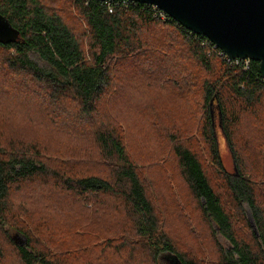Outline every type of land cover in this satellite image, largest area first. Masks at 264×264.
Here are the masks:
<instances>
[{
	"label": "trees",
	"instance_id": "obj_1",
	"mask_svg": "<svg viewBox=\"0 0 264 264\" xmlns=\"http://www.w3.org/2000/svg\"><path fill=\"white\" fill-rule=\"evenodd\" d=\"M0 15L19 33L15 43L0 44L1 77L13 89L22 80L27 93L38 89L35 102L52 108L40 127L62 131L60 120L72 117L78 129L66 132L87 140L49 147L0 118V264L9 258L17 264H75L100 246L102 257L87 255L86 264H174V258L180 264H264V79L256 62L247 68L226 62L207 39L139 3L0 0ZM124 69L143 79L120 78ZM125 81V90L140 98L135 108L122 103L119 116L112 99ZM127 111L148 120L152 135L162 137L161 150L154 142L145 146L144 160L127 148ZM176 120H189L191 130ZM216 128L230 152L231 173L222 165ZM195 142L220 177L225 201ZM167 163L183 195L184 206L176 208L183 218L187 209L201 217L217 250L214 261L193 259L163 229L144 175L165 170ZM28 184L59 191L67 198L64 211L78 205L83 244L60 255L31 237L24 221L30 217L24 199L31 193L19 202L15 196ZM46 209L42 204L37 212ZM40 215L45 219L39 228L48 224ZM76 227L71 236L80 237ZM241 227L247 236L239 234Z\"/></svg>",
	"mask_w": 264,
	"mask_h": 264
},
{
	"label": "rangeland",
	"instance_id": "obj_2",
	"mask_svg": "<svg viewBox=\"0 0 264 264\" xmlns=\"http://www.w3.org/2000/svg\"><path fill=\"white\" fill-rule=\"evenodd\" d=\"M138 70L141 71L140 68ZM139 74L140 72L137 71L133 72V74H130L128 69L120 70V78L123 76L126 78L127 76V78L130 77L131 79L133 78L136 80L143 79V77ZM7 80H9L8 77ZM19 84L20 85L17 87L14 86L15 88L13 89V87H10L6 84L5 80L0 75V118L3 117L6 119L7 117V120H10L9 124H14V126L17 128V132H19L21 135L26 136L27 139L32 137L42 138L45 142H47L49 147H54L60 144L62 147H77L80 143L83 144L86 139L81 134L75 138L74 135L73 137L71 134L68 135L65 130L66 127L78 129L77 126V128L75 127L73 121L74 119L72 117L66 120H60L62 122L60 127L62 131H56V128L54 129L52 124L47 125V127L44 128L40 127L39 124L42 122V120H48V118H46L48 115L47 112L52 110V108H50V106L47 104H43L42 102H35V96H37L38 89L32 88L31 92L27 93L23 88V80L22 84L21 82H19ZM119 86L120 90L117 97L112 99V107L114 109V113L120 116L122 115L120 112L121 104H128L130 106H134L135 108V105L138 104L137 98L139 97V94L130 93L129 91L127 92L125 90L127 86L126 81L120 83ZM139 91L141 92V89ZM157 94L159 96L162 95V98L167 97L164 95V93H156L155 95ZM126 114L130 119L125 121L126 143L130 154L135 159L144 160V154L146 151L145 146L148 145L149 141L152 142L153 145L156 143V150H161L163 148V142L160 141V138L162 137L152 135L153 133L149 127L150 125L148 120H143V118L139 116L134 117L135 114L131 113L133 114L131 115L129 111H127ZM28 115V120L30 121L26 120ZM163 121L164 124L169 122V120ZM0 122L3 123L2 120H0ZM176 122H178L179 127L182 129L185 127L186 129H189V131L191 130L190 127H188L191 123L189 120H176ZM80 132L85 134L83 131ZM52 134H56L55 138L52 137ZM216 136L222 165L228 172L231 173L233 172L232 158L230 156L227 144L225 143L218 128H216ZM197 144H200V147ZM195 146L202 161L204 162L205 166H207L210 173V178L212 179L215 187L218 189V192L222 194L223 200L227 199L225 191L221 186V179L214 174V169L210 167L207 154L202 149L201 143L195 142ZM51 155L54 154L51 153ZM247 160V164L251 165L252 161H249V159ZM169 163L163 166L166 167L165 170L161 169L160 171L158 168L149 169L144 175L149 188V193L153 197L154 202L158 207V211L161 214V220L164 226L163 229L167 234L174 238L178 244L179 250L185 252L187 255L193 256V259L201 258L204 260V262L214 261L217 258V250L213 240L211 239L209 229L207 226H204L201 217L194 212H191L190 209H187V212H185L183 218L181 216L182 209L176 208L177 204H179V206H184V200L182 198L183 195L180 192V185H178V187L176 186L178 183L176 181V174ZM168 164L170 166L167 169ZM166 176L168 178L167 182L164 179ZM168 187H170V190H168ZM20 189V193L15 195L17 196V202L20 200L22 201L23 196L29 195V193H31L30 200L24 199L26 200V209L30 215L28 218L24 217V221L27 223L25 227L33 239L39 241L42 246L49 248L51 252H57V254L59 253L60 255L65 254V251H68L69 249L73 250L78 244H83L85 241V235L78 232L80 229H82L83 225L80 224L83 220L80 221L78 218L80 216L78 205L70 203L67 206L69 211L66 209L64 211V207H62L61 203L63 202L64 204H68L66 200L67 198L62 194H59V191L50 187L44 188L39 184H28L24 185ZM39 204L40 206L42 204L46 205L48 209H46L45 212H37L40 210ZM40 214H44V216L46 215V219L48 220V224L46 223V225L41 228H39L40 222L45 218ZM73 225H77V227L74 228V231L75 234L78 233L80 237H75L74 235L71 236V233L73 234ZM238 232L240 235L247 236V230H245L243 227L239 228ZM10 233L14 234V230H11ZM16 239L18 242L22 241L21 237H17ZM217 241L222 246V248L229 247L228 243L220 235H217ZM100 247L96 248L95 250L93 249L91 251L92 254H80V256L83 257L79 261H75V264L88 263L86 262L87 260H85L87 259V255L92 259L101 258L102 256L98 257L100 254ZM11 259L9 258L5 262L3 261L2 264H17V262ZM162 264L167 263L163 262Z\"/></svg>",
	"mask_w": 264,
	"mask_h": 264
},
{
	"label": "water",
	"instance_id": "obj_3",
	"mask_svg": "<svg viewBox=\"0 0 264 264\" xmlns=\"http://www.w3.org/2000/svg\"><path fill=\"white\" fill-rule=\"evenodd\" d=\"M97 1H124L155 7L184 30L207 39L228 59L256 62L259 75L264 79V0ZM18 36V31L0 15V44H13ZM211 116L213 119V111ZM250 222L258 236L252 221ZM173 263L180 264L176 258Z\"/></svg>",
	"mask_w": 264,
	"mask_h": 264
},
{
	"label": "built area",
	"instance_id": "obj_4",
	"mask_svg": "<svg viewBox=\"0 0 264 264\" xmlns=\"http://www.w3.org/2000/svg\"><path fill=\"white\" fill-rule=\"evenodd\" d=\"M152 7V6H151ZM153 10L155 11L156 16L161 19V20H168L170 19L164 12L156 9L155 7H152ZM109 11H111V9L109 8ZM171 20V19H170ZM212 48L214 51L218 52V55L221 56L222 58H224L226 60V62L230 63V64H234V65H238L239 63H243L244 67L247 68L248 64H249V60H239V59H234V60H230L227 58V56L225 54H223L221 51H219L218 49H216L213 45Z\"/></svg>",
	"mask_w": 264,
	"mask_h": 264
}]
</instances>
